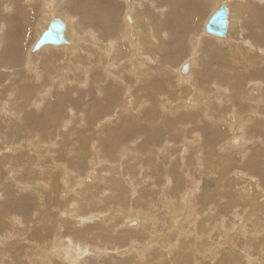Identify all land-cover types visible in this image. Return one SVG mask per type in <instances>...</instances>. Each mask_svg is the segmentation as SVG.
Returning <instances> with one entry per match:
<instances>
[{"label": "bare ground", "instance_id": "6f19581e", "mask_svg": "<svg viewBox=\"0 0 264 264\" xmlns=\"http://www.w3.org/2000/svg\"><path fill=\"white\" fill-rule=\"evenodd\" d=\"M164 1L119 0L124 18L114 24L112 0H0V87L6 88L0 99V264H163L172 256L182 264H264V97L254 96L263 78L249 82L246 103L234 98L215 113L222 115L210 116L214 99L222 107L235 88L224 83L225 67L214 71L206 62L201 70L198 60L204 38L230 48L239 38L253 50L242 38L246 12L264 31V9L213 0L195 34L201 1ZM220 6L227 12L223 37L205 32ZM164 18L167 34L155 26ZM53 22L62 27V43L35 50ZM173 28L179 39L186 32L192 37L185 61L171 69L174 51L168 52L182 46ZM169 36L174 41L167 46ZM20 50L28 51L26 59ZM164 75L171 80L163 86ZM164 92L177 98L181 111L159 124L154 106H144ZM68 105L74 110L66 118ZM114 115L117 123L106 124ZM74 151L76 165H64ZM45 212L52 219L43 221ZM133 234L139 237L128 243Z\"/></svg>", "mask_w": 264, "mask_h": 264}, {"label": "rangeland", "instance_id": "374dc122", "mask_svg": "<svg viewBox=\"0 0 264 264\" xmlns=\"http://www.w3.org/2000/svg\"><path fill=\"white\" fill-rule=\"evenodd\" d=\"M57 1L58 0H54V3H57ZM102 1V0H101ZM113 2H114V11H115V22H114V24H116V23H118V22H120V20L122 19V18H124V10H125V4L124 5H122L120 2H119V0H112ZM154 2H155V4L156 5H165V4H167V2L166 1H164V0H153ZM201 2H200V4H201V10H200V12H199V15H197V17L195 18V20H193L194 21V23L192 24V28H191V30L192 31H194L195 30V34H197L198 33V30L201 28V26H202V24H203V22H204V24H205V20L204 19H206L207 18V15H208V13H209V11H210V8H211V6H212V3L214 2L213 0H200ZM221 1H223V0H221ZM237 1V0H236ZM249 3H248V2ZM245 2V4L246 5H249V7L251 8H257V9H264V3L263 4H257L256 3V1L255 0H245L244 1ZM58 4V3H57ZM169 4V3H168ZM141 5V4H140ZM252 5V6H251ZM262 5V6H261ZM134 7V6H133ZM160 8H162L161 6H159ZM159 7H157V8H155L154 10H153V15H155V16H158L160 13H159V10H160V8ZM141 9H143L142 8V6H140L139 7V10L141 11ZM158 9V10H157ZM156 11V12H155ZM123 13V14H122ZM167 13V12H166ZM165 13V14H166ZM122 14V15H121ZM60 16V15H59ZM120 16H121V18H120ZM166 18H164V19H161V20H155V26L161 31V34L162 33H166L167 32V27H166V22L168 23V20H165ZM32 20H34V23H33V27H32V31H31V33H30V35H29V41H31V39H32V36H34V34L33 33H36V28H37V25H38V23L40 22V18H39V15L36 17L35 16V18H33ZM38 20V21H37ZM122 21V20H121ZM158 21V22H157ZM204 24H203V27H204ZM118 25V24H117ZM159 25H161V26H163V30L162 29H160V26ZM246 28H245V31H243L242 32V38L243 39H248V41L250 42V43H248L249 44V47H252V48H254L253 50L250 48V50H246V48H244V47H242L241 45H240V43H239V41H241V40H239V38H235V39H237L236 41H235V44H236V46H235V44H232L231 46V48L230 47H227V46H224V45H222V46H219L218 47V45H216L214 42H213V39H210L209 38V40H208V38H204V40L202 41L203 42V44L201 43V46H200V48H199V55L200 56H198V60L201 62L200 63V69L202 70L203 68H204V66H205V63L206 62H208V65H212V66H210V68L212 69V70H214V71H216L217 69H221L222 67L224 68V70H223V68L221 69V70H223L222 71V73H224V75H225V80H224V83H229L230 82V85L229 84H227L228 85V89H229V87H230V89H232V88H235V91L233 92L232 90H230V91H228V93H227V95L229 94V98H231V99H229V98H227L226 100H228L229 99V103L227 102V104H223L222 105V107H220L221 105H218V104H216L217 102V100L216 99H214V102H216L215 104H214V102L212 103V107H214L213 109H215V110H212V111H210V116H212V115H214V116H216V117H219L220 115H222V114H215V113H220V112H224V109H225V107L226 106H229L230 105V103H232L233 101H232V99H238V98H240V102H247V99H245V96H246V91L248 90V88L250 87V85H249V82L251 83V82H254L255 81V79H261L262 80V78H263V83H264V77L262 76L263 74H264V64L261 62L262 61V57H260L259 55H260V53H258V50H259V48L261 49V47H262V45H261V43L263 42L262 41V39L264 40V31H262L261 30V27H259L260 25H258V24H253L252 22H251V15H250V12H246ZM251 27V28H250ZM117 28V27H116ZM164 28H166L165 30H164ZM96 29V28H95ZM158 29H157V31H156V34H158L159 35V32H158ZM174 29V28H173ZM172 29V30H173ZM104 29H101V28H98V31H101V35L103 36V37H105L106 38V36H105V33H106V35L108 36V34L109 33H107V32H105V30L103 31ZM190 31V30H189ZM262 31V32H261ZM128 32H129V30H128ZM174 32V33H173ZM173 32H172V35H173V38H176V39H179L178 38V36H175L176 35V32H175V29L173 30ZM199 32H200V30H199ZM177 33H178V35L179 34H182V33H180L178 30H177ZM167 34V33H166ZM203 35H205V34H203ZM189 36H191L192 37V35H191V33L190 32H186L184 35H183V39H179L180 41H179V43H180V45H182V46H180V47H178V48H175V49H177V50H172L171 52L169 51L168 52V54H171L173 51V53L172 54H174V57H175V60H174V63H171V65H170V68L171 69H173V68H175L176 66H178L180 63H183L184 61H185V58L187 57V55H188V53L190 52V50H191V48H190V40H191V37H189ZM206 37H207V35H205ZM109 37V36H108ZM159 37H160V35H159ZM209 37V36H208ZM163 39V38H162ZM169 39V40H168ZM167 40H164L163 39V42H164V44L165 43H167V46L169 45V44H171L173 41H174V39H171L170 40V36H169V38H168ZM241 39V38H240ZM243 39H242V41H243ZM29 41L27 40L26 41V43H29ZM228 41H230V38H229V40ZM228 41H225V42H228ZM162 42V43H163ZM166 45V44H165ZM229 45V44H228ZM243 45V44H242ZM252 45V46H251ZM260 45V46H259ZM215 46V47H214ZM235 46V47H234ZM237 46H239V47H237ZM244 46V45H243ZM255 46H257L256 48H255ZM223 47V48H222ZM220 50H219V49ZM240 49L241 51H239L238 50V52H240V53H237V49ZM181 49V50H180ZM263 49V48H262ZM180 50V51H179ZM236 50V51H235ZM246 50V51H245ZM252 50V51H251ZM257 50V51H256ZM21 51L22 50H20L19 51V53L20 54H18L19 56L21 55V57H22V59H26V57H28L27 56V52L28 51H22V54H21ZM248 51V52H247ZM254 51L257 53H254ZM251 52V53H250ZM207 53V54H206ZM254 55H253V54ZM161 54H165L164 52H162ZM215 55V56H214ZM243 55H244V57H243ZM213 56V58H215V62H211V61H208L209 59H211V57ZM220 56H222V57H220ZM258 57L257 59H259L258 61L257 60H255L256 58H253V57ZM144 58H145V56H143ZM209 58V59H208ZM233 60H232V59ZM250 58V59H249ZM229 59H231V60H229ZM248 59V60H247ZM252 59V60H251ZM144 60V59H143ZM177 60V61H176ZM240 62V63H239ZM261 62V63H260ZM19 64H20V61H19ZM178 64V65H177ZM207 64V63H206ZM252 64V65H251ZM242 65V66H241ZM258 65V66H257ZM214 66V67H213ZM229 66V67H228ZM157 67H158V65H157ZM218 67V68H217ZM217 68V69H216ZM219 69V70H220ZM228 69V70H227ZM225 70H227V73H226V71ZM260 70V71H259ZM259 71V72H258ZM261 71H262V75H261ZM228 72H229V74H228ZM238 72V73H237ZM167 73H169V72H167ZM230 73H232L231 75H230ZM260 73V74H259ZM169 74H171V73H169ZM227 75V76H226ZM229 76V77H228ZM251 76V77H250ZM256 76V77H255ZM160 77V81L161 82H163V83H165V84H163V86L164 85H166V84H168V83H170V75H164V76H159ZM158 77V78H159ZM228 77V78H227ZM246 80H245V79ZM21 79V80H20ZM230 79V80H229ZM241 79V80H240ZM254 81H253V80ZM15 80H17L16 82H17V84L19 85V86H22L23 85V82H24V79H23V77H21L20 78V75H18L17 77H16V79ZM26 81V80H25ZM143 81H144V84L146 85L147 83V88H149V86H150V83L146 80V78H144L143 79ZM236 81V82H235ZM238 81V82H237ZM240 81V82H239ZM246 81V82H245ZM258 81V80H257ZM232 82V83H231ZM239 83V84H238ZM244 83V84H243ZM247 83V84H246ZM3 84V83H2ZM69 84V83H68ZM1 85V84H0ZM137 85V84H136ZM232 85V86H231ZM234 85V86H233ZM237 85V86H236ZM239 85V86H238ZM245 85H246V87H245ZM69 86V85H68ZM243 86V87H242ZM237 87V88H236ZM262 86H260V89L258 90V91H260L261 90V93L260 92H256V94H254V96L255 97H264V87H262ZM246 88H247V90H246ZM239 89V90H238ZM243 89V90H242ZM252 89V88H251ZM5 90H6V88H3L2 89V87H0V99H3V97H4V94H2V93H4L5 92ZM232 91V92H231ZM239 91V92H238ZM250 91V90H249ZM239 94H238V93ZM164 94H165V96L162 94L161 95V97H160V95H157V96H155L154 98H152V100H149V101H147V104H148V106H144L145 108H148V107H150V103L152 104V106H154L153 107V109H154V115L157 117V121L159 122V124L161 123V121L164 119V118H166V117H169V118H173L174 117V115H177V114H179V112L181 111V110H179L180 108V104H178V103H180L178 100H177V98L174 96V97H171V96H169L170 94H168V92H164ZM232 94V95H231ZM233 94H234V96H233ZM144 97V94H141L140 92L138 93V97ZM169 96V97H168ZM239 96H241V97H239ZM233 97V98H232ZM170 98H173L172 100L170 99ZM262 98H260V99H262ZM156 99V100H155ZM167 99H168V101H167ZM142 100H144V99H142ZM131 101V100H130ZM158 102V103H157ZM164 102V103H163ZM130 104H132V101L130 102ZM129 104V106H131ZM146 104V105H147ZM233 104H235V103H233ZM217 105V106H216ZM247 105H250V104H247ZM69 106V105H68ZM68 106H66V108H68V110L67 109H64V113H63V116L64 117H66L67 118V113H68V111H70V113L72 114L73 113V110H74V108H73V110H70V106L68 107ZM165 106V107H164ZM216 106V107H215ZM235 106H238L237 104L235 105ZM132 107V106H131ZM168 107V108H167ZM163 108H167L166 110H163ZM171 108V109H170ZM217 108V109H216ZM178 109V110H177ZM219 109V110H218ZM223 109V110H222ZM76 110V109H75ZM156 110V111H155ZM222 110V111H221ZM77 111H78V108H77ZM218 111H220V112H218ZM76 112V111H75ZM70 114V115H71ZM173 114V115H172ZM165 115V117H163ZM72 117V116H71ZM71 117L70 118H68L69 120L71 119ZM73 118V117H72ZM105 118H107V117H105ZM104 118V119H105ZM110 118V119H109ZM163 118V119H162ZM108 121H106L105 123L106 124H109L110 125V123H111V125L110 126H114L116 123H117V119H116V116L114 115V116H112V117H108ZM72 120V119H71ZM71 122V121H70ZM101 122V121H100ZM98 122V126H99V128H100V126H104L105 124H103V122ZM229 122V121H228ZM99 123H100V125H99ZM230 123H232V122H230ZM163 125V124H162ZM161 125V126H162ZM71 126V124L69 123L68 124V127H70ZM235 146H237V145H235ZM58 149V148H57ZM76 151V150H75ZM75 151H74V153H73V155H71V157L68 159H66L65 161H64V165H68V166H71V164H74V166L76 165L75 163H76V161L73 159V157H74V155H76L75 154ZM226 155V154H225ZM228 159H231V158H228ZM70 160V161H69ZM90 160H91V158H90ZM70 164V165H69ZM92 163L91 162H88V164L87 163H85V165L84 166H90ZM223 164V165H222ZM221 166H222V168H223V170H224V172H223V170H222V172L227 176L228 175V173H229V171H228V169L230 170V168L231 167H229L230 166V164L225 160V161H223L221 164H220ZM74 166H73V168H74ZM220 166V167H221ZM72 167V166H71ZM236 167H238L237 165H236ZM74 170V169H73ZM202 171L203 170H205V171H203V172H207V170L208 169H206L205 167H203L202 169H201ZM239 170H241V169H239ZM193 171V170H192ZM75 172H80L81 173V171H77V170H75ZM238 172H240V171H238ZM249 171H247V173H248ZM242 173V172H241ZM250 173V172H249ZM78 174V173H77ZM195 177L197 178L198 176L197 175H195ZM199 178V177H198ZM202 178V179H201ZM200 178V185H203L204 183H202L203 181V177H201ZM238 178H241V177H238ZM206 180H209L210 181V179H206ZM84 181V180H83ZM198 181V182H199ZM261 184L263 185V180H261ZM211 187H213V185L211 184V186H210V188ZM70 195L71 196V193H67L66 195H65V197H64V199H62L61 201H63V200H65V198H66V196L67 195ZM67 196V197H70V196ZM22 196H24V195H22ZM30 196H28V198H29ZM66 199H68V198H66ZM262 199H264L263 197L259 200V202L262 200ZM54 201H55V197L54 198H52V203H54ZM239 201V200H238ZM237 201V202H238ZM4 201H0V214H2V211H4L3 210V203ZM236 202V203H237ZM30 204H31V206H33V202H29ZM54 205V204H53ZM52 205V206H53ZM263 205V204H262ZM36 209H34L33 208V216L35 217L36 215H35V213L37 212V211H40V209L38 208V207H35ZM63 210H65V209H63ZM239 210H241V209H239ZM239 212V211H238ZM240 213H241V211H240ZM41 216V218L43 219V221H45V220H48V218H49V220L50 219H52V215H51V212H49V213H47V212H45V213H43L42 215H40ZM47 216V217H46ZM49 216H51V218L49 217ZM13 217V216H12ZM16 217V216H15ZM230 218H231V214L229 213V215H228V219H226V218H223L224 219V225H225V229H226V225H228L229 226V220H230ZM228 220V221H227ZM35 222H33V224H34ZM132 223H135V222H132ZM132 223H130L129 224V227L130 228H132L131 227V225H133ZM238 224H236V225H234L233 227H236ZM120 227H121V225H120ZM121 228H123V227H121ZM135 234H133V235H128V237H127V241H128V243L130 242V241H132V240H130V239H132L133 237H135L136 239L139 237V236H137V235H135ZM137 236V237H136ZM49 238V233H45L44 234V239H48ZM15 240V238H13L12 239V241H14ZM127 243V244H128ZM239 243V242H238ZM118 245V247L119 246H121V245H119V244H117ZM186 252H188V251H186ZM117 255L118 254H115V256L117 257ZM185 255H187L188 256V258H189V261H190V255H188V254H186L185 253ZM172 256V255H171ZM173 257V256H172ZM172 257H171V259H169L167 262H163V264H182L183 262L182 261H180V260H178V259H172ZM226 258L227 257H229V256H225ZM224 256H222V258H225ZM170 260H171V262H170ZM175 260V261H174ZM220 260H222L221 258H220ZM173 261V262H172ZM160 264V263H159Z\"/></svg>", "mask_w": 264, "mask_h": 264}, {"label": "water", "instance_id": "95a60500", "mask_svg": "<svg viewBox=\"0 0 264 264\" xmlns=\"http://www.w3.org/2000/svg\"><path fill=\"white\" fill-rule=\"evenodd\" d=\"M227 12L223 6L214 12L208 19L205 25V32L208 34L223 37L227 31ZM62 43V27L58 22H53L48 25L47 30L43 32L39 40L36 42L34 49H38L45 44L59 45ZM186 67H183V71Z\"/></svg>", "mask_w": 264, "mask_h": 264}]
</instances>
